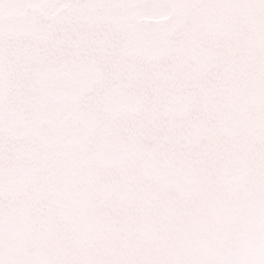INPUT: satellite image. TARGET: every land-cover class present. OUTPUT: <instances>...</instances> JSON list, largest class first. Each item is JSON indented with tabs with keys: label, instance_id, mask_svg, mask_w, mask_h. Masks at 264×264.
<instances>
[{
	"label": "snow or ice",
	"instance_id": "1",
	"mask_svg": "<svg viewBox=\"0 0 264 264\" xmlns=\"http://www.w3.org/2000/svg\"><path fill=\"white\" fill-rule=\"evenodd\" d=\"M0 264H264V0H0Z\"/></svg>",
	"mask_w": 264,
	"mask_h": 264
}]
</instances>
